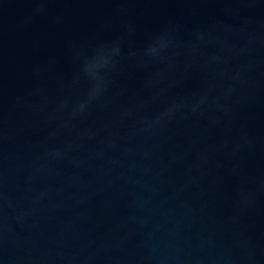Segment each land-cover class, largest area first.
<instances>
[{
    "label": "water",
    "instance_id": "water-1",
    "mask_svg": "<svg viewBox=\"0 0 264 264\" xmlns=\"http://www.w3.org/2000/svg\"><path fill=\"white\" fill-rule=\"evenodd\" d=\"M0 264H264V0H0Z\"/></svg>",
    "mask_w": 264,
    "mask_h": 264
}]
</instances>
